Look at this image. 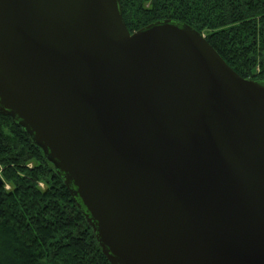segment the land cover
I'll use <instances>...</instances> for the list:
<instances>
[{"label": "water", "instance_id": "1", "mask_svg": "<svg viewBox=\"0 0 264 264\" xmlns=\"http://www.w3.org/2000/svg\"><path fill=\"white\" fill-rule=\"evenodd\" d=\"M0 114L110 264H264V81L190 26L130 33L120 0H0Z\"/></svg>", "mask_w": 264, "mask_h": 264}, {"label": "trees", "instance_id": "2", "mask_svg": "<svg viewBox=\"0 0 264 264\" xmlns=\"http://www.w3.org/2000/svg\"><path fill=\"white\" fill-rule=\"evenodd\" d=\"M130 33L162 21L200 33L240 77L264 81V0H120ZM0 264H110L60 173L0 114Z\"/></svg>", "mask_w": 264, "mask_h": 264}]
</instances>
